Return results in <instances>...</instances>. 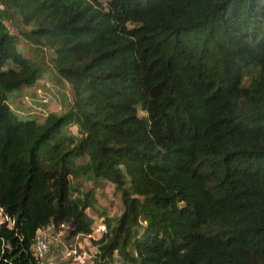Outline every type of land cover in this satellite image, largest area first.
<instances>
[{"label": "trees", "instance_id": "1", "mask_svg": "<svg viewBox=\"0 0 264 264\" xmlns=\"http://www.w3.org/2000/svg\"><path fill=\"white\" fill-rule=\"evenodd\" d=\"M0 1L73 97L13 112L42 73L0 10V264H39V229L93 232L84 177L125 207L94 264H264V0Z\"/></svg>", "mask_w": 264, "mask_h": 264}, {"label": "rangeland", "instance_id": "2", "mask_svg": "<svg viewBox=\"0 0 264 264\" xmlns=\"http://www.w3.org/2000/svg\"><path fill=\"white\" fill-rule=\"evenodd\" d=\"M0 10L6 14L5 21L9 29L19 37V49L38 61L42 73L33 86H25L10 94L8 103L13 112L22 117L44 120L52 112L70 110L73 106L72 86L56 71L52 60L53 50L44 44L29 40L24 33L26 27L21 24L14 8L6 7L0 1ZM68 131L80 134L78 126L74 123L68 126ZM79 161L83 162L85 159ZM73 186L75 196L84 197L85 191H94L93 205L87 209L93 221V232L90 235H73L67 224L66 227L60 228L47 227L41 232V237L49 242L50 248L41 264H94L100 253L99 241L104 236L99 232V228L103 225L107 227L106 219L116 222L125 211L122 194L111 181L84 177L74 179ZM3 217L0 210V220Z\"/></svg>", "mask_w": 264, "mask_h": 264}, {"label": "built area", "instance_id": "3", "mask_svg": "<svg viewBox=\"0 0 264 264\" xmlns=\"http://www.w3.org/2000/svg\"><path fill=\"white\" fill-rule=\"evenodd\" d=\"M60 227H66V224L60 223L59 228ZM43 230L44 229H39L37 233L36 241L32 246L33 254L37 259V261L39 262V264H41V260L43 259V257L46 255V253L49 251L50 248L49 242L44 237L43 238L41 237V232ZM99 232L104 234V232H106V226L105 225L101 226L99 228ZM114 264H126V262L123 259H121L120 256L117 255Z\"/></svg>", "mask_w": 264, "mask_h": 264}]
</instances>
